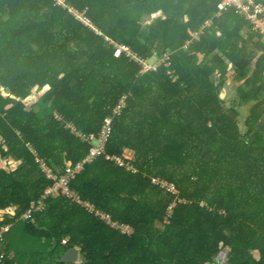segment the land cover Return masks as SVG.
Wrapping results in <instances>:
<instances>
[{"label":"trees","instance_id":"trees-1","mask_svg":"<svg viewBox=\"0 0 264 264\" xmlns=\"http://www.w3.org/2000/svg\"><path fill=\"white\" fill-rule=\"evenodd\" d=\"M220 1L64 0L92 28L55 0H0L3 264H218L224 249L264 264V35L216 16ZM128 52L160 64L142 72ZM124 154L136 172L107 159ZM37 159L58 175L83 163L69 188L132 233L64 196L20 218L52 184ZM71 248L78 262L59 261Z\"/></svg>","mask_w":264,"mask_h":264},{"label":"built area","instance_id":"built-area-1","mask_svg":"<svg viewBox=\"0 0 264 264\" xmlns=\"http://www.w3.org/2000/svg\"><path fill=\"white\" fill-rule=\"evenodd\" d=\"M56 4L62 6L63 8H67L68 11L74 15L76 18L80 19L84 24L91 26L89 20L84 16L83 13L78 12L73 7H69L65 4L64 0H55ZM218 12L216 16H220L222 12L228 10V9H235L238 14L243 16L246 21H248L254 29L264 35V8L261 2L258 0H221L218 3ZM210 21L206 22V25H209ZM92 27V26H91ZM93 28V27H92ZM97 31V30H95ZM106 40L109 41L108 38ZM118 50H127L124 46H118ZM131 53L128 52V56H130ZM132 56V55H131ZM132 59L137 61L142 66V72H147L149 70H156L158 65L160 64V61L155 63H150L147 60L139 59L135 56H132ZM123 99V98H122ZM123 101L116 106L114 109V114H118L121 107L123 106ZM112 121V117L108 116L104 118L102 131L100 136L97 139V145L92 147L89 155L87 156L85 161H90L94 156L103 153L104 152V144L105 141L109 135L110 132V124ZM69 127V126H68ZM72 131L75 132V128L71 126ZM81 139H86L91 141L94 137L92 135L90 136H84L82 134H79ZM107 159L113 160L116 162L117 165L124 167L127 170L136 172V170L133 168V166L128 162L132 159V156L130 154H124L123 157H116V156H107ZM37 163L39 164V167L41 171L45 174L46 178L48 180L52 181V184L45 190L44 194L42 195L41 199L36 203L33 204L30 209H28L26 212H24L20 218L28 219L30 215L34 211H39L42 209L44 201L46 198L50 196H64L70 201L76 203L83 209H85L90 214L94 215L95 217L99 218L101 221H103L108 226L119 229L123 233H132V229L128 225H121L117 222H115L112 217L107 214L106 212L98 209L95 207L92 203L83 201L76 193H74L70 188L69 184L70 181L75 177V175L82 169L83 163H80L76 165L75 167L67 166L64 170V172L60 175L56 174L49 166L48 164L41 160L37 159ZM84 161V162H85ZM154 184L160 185L161 187H164L167 191H169L173 195H178V191L176 190L175 186L173 184H169L163 180L160 179H153L152 180ZM175 205L172 204L169 207V213H171L172 207ZM3 217L0 216V220H2ZM11 224L5 225L0 229V245L2 244L6 232L11 228ZM4 254L0 253V264H3V256Z\"/></svg>","mask_w":264,"mask_h":264},{"label":"rangeland","instance_id":"rangeland-1","mask_svg":"<svg viewBox=\"0 0 264 264\" xmlns=\"http://www.w3.org/2000/svg\"><path fill=\"white\" fill-rule=\"evenodd\" d=\"M245 35H249V32L247 30L244 31ZM214 82H217V77L214 76L213 77ZM225 91L222 90L220 93V98L222 100V103L224 105L225 108H228L232 105L233 101L236 98V94H235V90L233 88V86H225ZM39 95V94H38ZM240 112H241V116H240V120H241V126L243 127V121L244 118L247 114V110L245 107L240 108ZM263 112V118H262V122L261 124L264 125V109H262ZM227 250L224 249L222 250L218 255H217V262L218 264H226L225 262V256H226Z\"/></svg>","mask_w":264,"mask_h":264},{"label":"water","instance_id":"water-1","mask_svg":"<svg viewBox=\"0 0 264 264\" xmlns=\"http://www.w3.org/2000/svg\"><path fill=\"white\" fill-rule=\"evenodd\" d=\"M78 255H79L78 250L76 248H71L67 251L66 254L62 256V258L59 261L65 263H76L78 261Z\"/></svg>","mask_w":264,"mask_h":264},{"label":"crops","instance_id":"crops-1","mask_svg":"<svg viewBox=\"0 0 264 264\" xmlns=\"http://www.w3.org/2000/svg\"><path fill=\"white\" fill-rule=\"evenodd\" d=\"M246 30V29H245ZM244 30V31H245ZM41 94H39V95H37V97L39 98V96H40ZM37 97H36V99H37ZM70 125V124H69ZM0 216H2V214H0ZM78 260H79V255H78ZM78 262V261H77Z\"/></svg>","mask_w":264,"mask_h":264}]
</instances>
